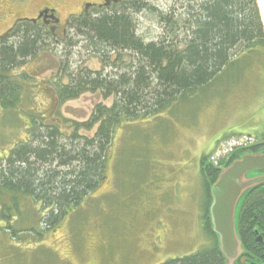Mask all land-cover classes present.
<instances>
[{
  "label": "rangeland",
  "instance_id": "rangeland-1",
  "mask_svg": "<svg viewBox=\"0 0 264 264\" xmlns=\"http://www.w3.org/2000/svg\"><path fill=\"white\" fill-rule=\"evenodd\" d=\"M88 1L93 0H28L21 11L33 16L41 5L52 4L61 25H66L72 13L81 11L79 5ZM197 1H141L145 6L135 13L137 35L145 42L166 38L183 41L188 35L186 27L181 24L177 33H172V23L164 17L170 13L177 21H187L188 12L197 10ZM8 25L7 22L0 29ZM73 28L72 24L66 38L73 43H61L52 52L56 59L68 62L65 69H49L47 46L56 40L48 37L42 54L27 58L26 64L11 72L17 84L24 87L17 104L44 115L50 124L57 116L49 112L52 103L46 88L55 81L68 83L70 73L76 75L83 69L108 73L113 71L112 66L124 70L137 62L135 54L123 51L119 58L111 52V63L105 64L97 49L87 48L88 42L78 37ZM58 34L56 39L65 40ZM242 50L236 49L237 62L213 84L193 96L179 95L169 110L155 115L141 111L137 116L121 118L112 131L111 145L105 147L107 168L102 176L98 175L99 187L40 239L37 232L23 230L18 224L22 213L16 212L15 219L10 220L8 213L14 212L11 204L0 202V264H161L213 246L215 239L206 230L210 198L206 204L205 188L219 174H210L214 167L207 165V154L217 138L229 133L264 136V48L247 54ZM36 69H45L37 79ZM27 90L30 93L25 94ZM147 91L152 90H144L143 94ZM116 99L114 94L108 97L86 92L55 107L54 112L67 121L84 122L92 117L98 103L110 107ZM26 123L22 108L12 112L0 109V156L26 137ZM97 127L80 129L78 133L92 138ZM21 200L23 204L29 201L24 195ZM28 207L31 211L32 206ZM31 219L36 221L39 215L35 219L30 212ZM237 227L240 229V225ZM8 228L14 229L12 236L6 232ZM19 229L24 232L13 236Z\"/></svg>",
  "mask_w": 264,
  "mask_h": 264
},
{
  "label": "trees",
  "instance_id": "trees-1",
  "mask_svg": "<svg viewBox=\"0 0 264 264\" xmlns=\"http://www.w3.org/2000/svg\"><path fill=\"white\" fill-rule=\"evenodd\" d=\"M141 1L130 0L120 8L73 20L76 35L88 42L87 48H96L105 64L111 63V52L118 58L123 51L137 57V62L124 70L116 66L108 73L83 69L76 75L70 73L69 83L56 81V87L52 88L55 103H64L86 92L117 97L110 107L97 104L92 117L84 122L57 119L53 124L46 123L44 115L17 104L23 88L11 72L25 64L27 58L42 52L48 42L45 32L22 29L14 41L0 44V109L12 112L22 108L28 117L29 139H22L0 156V202L11 204L14 212L8 213L10 220L15 219L16 212L22 213L18 224L23 230L37 232L39 239L46 230L58 227L99 187L98 175L102 176L107 168L105 147L111 145L112 131L121 118L137 116L141 111L150 115L165 112L180 96L199 93L229 70L237 62V48L246 54L264 48V25L257 0H198L197 10L188 12L187 21H177L173 14H166L164 19L172 23V33H177L181 24L188 33L183 41L172 42L167 38L145 42L137 35L135 13L145 6ZM51 64L58 67L53 59ZM148 89L152 91L143 94ZM95 125H98L96 136L79 135L80 129L90 131ZM258 141L251 150L264 151V136L258 137ZM206 194L208 204V185ZM21 195L29 199L26 204ZM28 205L32 206L31 211ZM30 212L35 219L39 215V219L30 221ZM206 230L215 239L213 246L161 264H225L211 231L209 214ZM6 232L11 235L14 229L8 228Z\"/></svg>",
  "mask_w": 264,
  "mask_h": 264
},
{
  "label": "flooded vegetation",
  "instance_id": "flooded-vegetation-1",
  "mask_svg": "<svg viewBox=\"0 0 264 264\" xmlns=\"http://www.w3.org/2000/svg\"><path fill=\"white\" fill-rule=\"evenodd\" d=\"M27 2L28 0H0V27L4 26L7 22L9 23L7 29H0V44H6L17 37L22 29H37L40 32H45L47 36L49 33L51 36H59L58 33L62 36L67 34L72 22L70 23L69 20V23L66 22V25H61V18L58 17V10L55 5L43 4L35 10L33 16H29L21 11V8L26 7ZM59 2H64V0H59ZM127 3V0L88 1L79 5L81 11L78 15L89 13L94 7H98V11H104ZM87 4H90L88 8ZM59 29H62V31L60 32ZM47 90L49 89L47 88ZM49 92L51 103H55L56 101L52 96L53 90ZM247 152H254V150H247ZM244 153L246 151H237L233 157L216 167L217 169H210L213 172L210 171V174L216 177L220 174V167L229 166ZM254 175L260 177L261 181L246 193L247 195L238 206L237 226L240 225L238 235L241 246H237L236 252L228 261V264H264V173L262 171H254L248 174V176ZM210 186L208 191L210 200H212Z\"/></svg>",
  "mask_w": 264,
  "mask_h": 264
},
{
  "label": "water",
  "instance_id": "water-1",
  "mask_svg": "<svg viewBox=\"0 0 264 264\" xmlns=\"http://www.w3.org/2000/svg\"><path fill=\"white\" fill-rule=\"evenodd\" d=\"M258 6L263 14L258 1ZM264 170V154H247L223 170L211 187L213 197L210 219L213 232L218 236L219 247L226 263L233 257L237 246H241L236 229V209L244 194L261 181L260 177L248 178L253 170Z\"/></svg>",
  "mask_w": 264,
  "mask_h": 264
},
{
  "label": "built area",
  "instance_id": "built-area-1",
  "mask_svg": "<svg viewBox=\"0 0 264 264\" xmlns=\"http://www.w3.org/2000/svg\"><path fill=\"white\" fill-rule=\"evenodd\" d=\"M253 142H254V139L249 136H244L241 138L228 141L227 143H225L224 145L220 147L217 153L212 156L211 160L213 163L217 164L221 157H223L225 154H228L233 149L237 147H243V146L250 145Z\"/></svg>",
  "mask_w": 264,
  "mask_h": 264
},
{
  "label": "bare ground",
  "instance_id": "bare-ground-1",
  "mask_svg": "<svg viewBox=\"0 0 264 264\" xmlns=\"http://www.w3.org/2000/svg\"><path fill=\"white\" fill-rule=\"evenodd\" d=\"M261 6L262 14H263V23H264V0H258ZM210 207V205H209Z\"/></svg>",
  "mask_w": 264,
  "mask_h": 264
},
{
  "label": "crops",
  "instance_id": "crops-1",
  "mask_svg": "<svg viewBox=\"0 0 264 264\" xmlns=\"http://www.w3.org/2000/svg\"><path fill=\"white\" fill-rule=\"evenodd\" d=\"M247 133H249V132H247ZM233 134H237V133H229V134H226V135H227V136H230V135H233ZM219 136H220V135H219ZM219 136H218V137H219ZM218 140H219V139L217 138L216 142L213 143L212 148L215 146V144L217 143Z\"/></svg>",
  "mask_w": 264,
  "mask_h": 264
}]
</instances>
